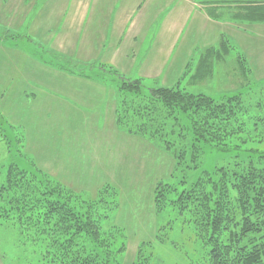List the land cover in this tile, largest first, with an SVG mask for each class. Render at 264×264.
<instances>
[{
  "label": "rangeland",
  "instance_id": "374dc122",
  "mask_svg": "<svg viewBox=\"0 0 264 264\" xmlns=\"http://www.w3.org/2000/svg\"><path fill=\"white\" fill-rule=\"evenodd\" d=\"M41 1L38 10L48 0ZM14 2L0 0V33L8 32L10 38L31 44L35 56L27 58L30 61L43 58L41 67L47 69L49 77L63 74L57 81L63 94L47 95L42 81L33 80L32 85L38 88L27 86V90L37 92L47 102L41 103L40 97L35 96L40 103L36 106L33 102V105L46 108L40 114L31 113L37 117L36 121L29 118L23 108L0 105V184H4L13 160L41 171L52 185L60 186L59 190L67 198H76L77 208L86 209L93 216L105 212L110 222L105 224L102 219L103 227L98 223L100 229L106 231L100 243L111 251H119L120 264H135L140 244L153 241L158 221L166 220L162 214L153 213L152 186L157 180L168 178L173 166L170 156L153 145L152 140L126 134L119 127L115 120L116 108L121 107L123 115L126 105L132 107L137 103V100L130 103L132 99L124 103L120 82L138 80L145 93L164 85L214 97L224 92L249 91L259 85L264 94V23L244 25L233 15L235 9L228 13L216 9L211 16L210 7L215 6L201 4L198 0H160V7L149 18L152 21L149 27L146 25L142 38L137 33L135 43L129 41L135 49L143 40V50L137 47L133 53V57L138 55L137 63L130 56L126 64H120L111 62L109 57L78 59L74 53L63 49L54 51L51 36L31 37L34 35L32 27H25V18L34 19L26 17L23 6L10 9ZM34 47H38L37 50ZM86 64L93 65L89 70L93 74L102 76L104 73L107 86L90 75L82 76L79 70L71 72L73 65L83 68ZM51 81L44 85L49 90L53 87ZM98 89H106L107 96L94 93ZM102 99L104 106L99 107V112L97 106L103 103ZM102 114L106 117L99 121ZM263 124L262 121L257 125L252 136L259 134L257 130ZM208 149L198 156L197 168L187 174L189 181L203 170L212 171L217 165L236 159L234 152ZM98 198H103L104 205L99 203L98 206ZM180 220L182 217L176 218V222ZM173 232L176 236H170L177 239L181 249L172 251L164 247L161 258L166 264H186L192 259V251L197 257L204 252L201 240L190 239L188 228L181 230L177 226ZM25 235L17 226L12 228L0 223V264H11L15 258L20 264L24 257L33 264L48 263L43 255L49 249L46 243L28 241L27 238L36 237L34 233L24 238ZM59 235H62L61 230ZM16 238L21 240V245Z\"/></svg>",
  "mask_w": 264,
  "mask_h": 264
},
{
  "label": "trees",
  "instance_id": "16d2710c",
  "mask_svg": "<svg viewBox=\"0 0 264 264\" xmlns=\"http://www.w3.org/2000/svg\"><path fill=\"white\" fill-rule=\"evenodd\" d=\"M198 1L215 6L210 7L211 16L216 9L224 13L235 9L233 15L244 25L264 23V0ZM92 66L68 68L107 83L104 73L97 76L89 71ZM252 88L211 97L164 85L145 93L138 80L120 82L124 103L127 99L137 103L126 105L123 115L121 107L116 108L119 127L126 134L152 140L170 156L173 166L168 178L152 186L153 213L166 220L158 221L153 241L140 244L135 264H166L161 258L164 247L181 249L170 236L177 226L188 228L190 239L201 240L204 247L198 257L192 251L186 264H264V124L257 130L259 136L251 134L264 123V94L259 85ZM105 117L100 115L101 120ZM209 147L234 152L236 159L203 170L189 181L187 174L197 168L198 156ZM19 163L9 164L0 184V223L17 226L27 235L34 233L36 237L27 238L30 242H45L47 264H120L119 251L99 241L106 232L99 224L103 227L102 219L110 222L105 212L93 216L77 208L76 198H67L41 171ZM102 199L96 201L98 206ZM179 217L182 220L176 222ZM17 243L21 245V240ZM11 264H19L18 258ZM20 264L33 262L24 257Z\"/></svg>",
  "mask_w": 264,
  "mask_h": 264
},
{
  "label": "crops",
  "instance_id": "0c3cea01",
  "mask_svg": "<svg viewBox=\"0 0 264 264\" xmlns=\"http://www.w3.org/2000/svg\"><path fill=\"white\" fill-rule=\"evenodd\" d=\"M83 1L86 2L80 5ZM41 2V0H30L26 3V0H15V4L10 8L16 10L17 7L23 6L26 17L34 19L25 18V22L27 21L25 27L29 29L32 27L34 34L32 38L47 34L53 39L51 48L54 51L63 49L68 53H74L78 59L92 57L98 60V57H109L111 62H120V64H126L130 56L134 63H137L138 55L133 57V53H136L138 44L133 49L129 41L134 44L137 33H140L139 36L142 38L146 25L149 27L152 21L149 18L152 17L155 9L160 7V0H48L46 5L44 4L38 10ZM155 31L152 33L154 34ZM4 33L7 35L4 36ZM142 41L138 47L140 51L143 50ZM24 44L19 38H10L8 32L0 33V105L4 103L11 108H23L28 117L36 121L37 117L31 113L40 114L46 108L45 106L36 108L33 102L36 106L40 102L46 104L47 102L43 101L42 95L27 90V86L38 88L32 85V81L40 80L43 89L49 93L46 94L57 97L63 94V88L58 86L57 81L64 75L49 77L47 69L42 70L41 67L43 65L41 61L44 59L38 57L36 61H30L27 56L32 58L35 54L31 44ZM24 47L28 50L25 51ZM37 48L34 47L36 50ZM49 79L52 80L53 86L50 90L44 86ZM1 81L4 82L1 83ZM29 83L32 86L27 85ZM56 91L60 93L57 94ZM98 92L102 96H107L106 89H98L94 93ZM35 96L40 97V102H37ZM57 99L61 101L59 97ZM104 99L97 109L104 106ZM98 111L101 112L100 109Z\"/></svg>",
  "mask_w": 264,
  "mask_h": 264
}]
</instances>
